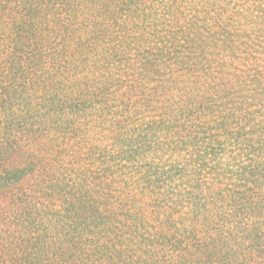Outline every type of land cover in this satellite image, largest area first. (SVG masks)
Here are the masks:
<instances>
[{
    "label": "trees",
    "instance_id": "trees-1",
    "mask_svg": "<svg viewBox=\"0 0 264 264\" xmlns=\"http://www.w3.org/2000/svg\"><path fill=\"white\" fill-rule=\"evenodd\" d=\"M221 1L0 0V264H264V9Z\"/></svg>",
    "mask_w": 264,
    "mask_h": 264
},
{
    "label": "rangeland",
    "instance_id": "rangeland-1",
    "mask_svg": "<svg viewBox=\"0 0 264 264\" xmlns=\"http://www.w3.org/2000/svg\"><path fill=\"white\" fill-rule=\"evenodd\" d=\"M221 4L224 6L222 9L218 10H212V11H217L222 13V20H225L226 22H230L235 24L237 21H243V19H251L252 18V11L256 8L258 9H264V0H230L229 2L227 1H221ZM211 11V12H212ZM246 16L247 18H244L243 16ZM253 47L247 46V48H243L241 52L236 53L238 55L237 60H234L232 56V61L237 64V67H239V59L241 61L243 60L244 57H247L249 63L251 62L250 60V52L245 53L248 49H252ZM246 55H244V54ZM166 68H170V63L165 64ZM135 126L132 123H125V125L122 127L120 130L121 133L125 134L128 133L130 134L136 142L140 143V140L138 139L137 135L138 132H134ZM130 169H135L133 165H130Z\"/></svg>",
    "mask_w": 264,
    "mask_h": 264
}]
</instances>
